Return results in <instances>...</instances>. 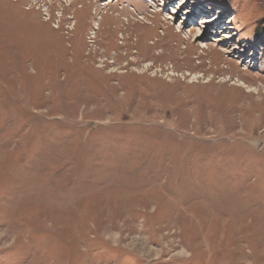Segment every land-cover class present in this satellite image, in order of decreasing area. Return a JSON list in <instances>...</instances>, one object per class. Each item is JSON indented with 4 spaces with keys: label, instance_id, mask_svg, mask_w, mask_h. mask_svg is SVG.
Segmentation results:
<instances>
[{
    "label": "rangeland",
    "instance_id": "rangeland-1",
    "mask_svg": "<svg viewBox=\"0 0 264 264\" xmlns=\"http://www.w3.org/2000/svg\"><path fill=\"white\" fill-rule=\"evenodd\" d=\"M0 264H264V0H0Z\"/></svg>",
    "mask_w": 264,
    "mask_h": 264
},
{
    "label": "bare ground",
    "instance_id": "bare-ground-1",
    "mask_svg": "<svg viewBox=\"0 0 264 264\" xmlns=\"http://www.w3.org/2000/svg\"><path fill=\"white\" fill-rule=\"evenodd\" d=\"M149 1H150V0H149ZM151 2H152V1H151ZM81 7L84 8V6H81ZM75 17H76V16H74L73 18L75 19ZM75 20H76V23H74V30L77 31V27H78L77 17H76ZM101 20H103V17H101ZM101 20L97 23V25H98V28H97V29H98V30H101V26L103 25V22H102ZM143 22H146V21L143 20ZM141 24H143V23H141ZM199 36H200V35H199ZM199 36H198V37H199ZM221 51H223V50L221 49ZM208 81H209V80H208ZM208 81H207V82H208ZM233 81H234V80H233ZM208 85H209V84H208Z\"/></svg>",
    "mask_w": 264,
    "mask_h": 264
}]
</instances>
